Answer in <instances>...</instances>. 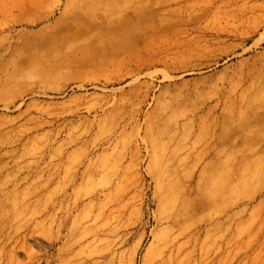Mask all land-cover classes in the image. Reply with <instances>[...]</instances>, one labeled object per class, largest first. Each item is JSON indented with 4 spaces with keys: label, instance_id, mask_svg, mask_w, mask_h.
I'll list each match as a JSON object with an SVG mask.
<instances>
[{
    "label": "rangeland",
    "instance_id": "374dc122",
    "mask_svg": "<svg viewBox=\"0 0 264 264\" xmlns=\"http://www.w3.org/2000/svg\"><path fill=\"white\" fill-rule=\"evenodd\" d=\"M249 97L264 0H0V264H264Z\"/></svg>",
    "mask_w": 264,
    "mask_h": 264
},
{
    "label": "bare ground",
    "instance_id": "6f19581e",
    "mask_svg": "<svg viewBox=\"0 0 264 264\" xmlns=\"http://www.w3.org/2000/svg\"><path fill=\"white\" fill-rule=\"evenodd\" d=\"M201 51L208 52L210 50V47L208 45H204L203 47H200ZM222 57H219L216 59L213 63H206L202 66H195L193 68H189L184 74H196V73H202L205 72L204 69L216 67L218 64H220V60H222ZM264 109V100L254 97H249L246 100L243 101L242 105L236 109L228 110L225 112V115L222 119V122L228 123L230 120L233 122H240L243 121L246 123V121H249V119H253L257 116L258 110ZM239 131L242 134H247L249 129H243L240 128ZM262 173L260 171H250L247 173V177L244 179H241L243 183H247L249 180L254 181L255 179L261 178L260 175ZM229 182H227V179H224L223 181H216L215 179L211 180L209 184L206 186L204 191H202V194L205 198V202L207 203H220V201H224L225 192L230 188ZM237 186V185H236ZM232 187L231 189H233ZM234 191V190H233ZM256 194L252 195V198L255 197ZM215 203V204H216Z\"/></svg>",
    "mask_w": 264,
    "mask_h": 264
}]
</instances>
